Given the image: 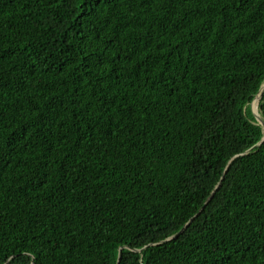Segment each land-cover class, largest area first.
<instances>
[{
	"label": "trees",
	"instance_id": "16d2710c",
	"mask_svg": "<svg viewBox=\"0 0 264 264\" xmlns=\"http://www.w3.org/2000/svg\"><path fill=\"white\" fill-rule=\"evenodd\" d=\"M263 84L264 0H0V264H264Z\"/></svg>",
	"mask_w": 264,
	"mask_h": 264
},
{
	"label": "water",
	"instance_id": "95a60500",
	"mask_svg": "<svg viewBox=\"0 0 264 264\" xmlns=\"http://www.w3.org/2000/svg\"><path fill=\"white\" fill-rule=\"evenodd\" d=\"M263 91H264V84L262 85V88H261V90L259 91L258 95L261 96V94H262ZM258 95H257V96H258ZM257 96H256V97H257ZM256 97H255V98H256ZM252 109H253V112H254V114H255L257 120H258V121L263 125V127H264V119L262 118L261 114L259 113V108L257 107V108L255 109V108H253V106H252ZM263 141H264V137H263L262 140L259 141L255 146H259Z\"/></svg>",
	"mask_w": 264,
	"mask_h": 264
},
{
	"label": "rangeland",
	"instance_id": "374dc122",
	"mask_svg": "<svg viewBox=\"0 0 264 264\" xmlns=\"http://www.w3.org/2000/svg\"><path fill=\"white\" fill-rule=\"evenodd\" d=\"M258 105H259V104H258ZM252 106H253V108H255V107H254V102L252 103Z\"/></svg>",
	"mask_w": 264,
	"mask_h": 264
},
{
	"label": "bare ground",
	"instance_id": "6f19581e",
	"mask_svg": "<svg viewBox=\"0 0 264 264\" xmlns=\"http://www.w3.org/2000/svg\"><path fill=\"white\" fill-rule=\"evenodd\" d=\"M254 101V100H253ZM253 103V102H252Z\"/></svg>",
	"mask_w": 264,
	"mask_h": 264
}]
</instances>
